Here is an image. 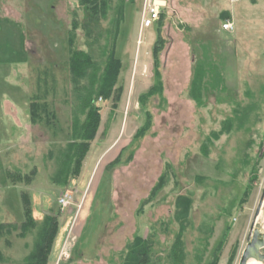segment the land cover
<instances>
[{
    "label": "rangeland",
    "instance_id": "obj_1",
    "mask_svg": "<svg viewBox=\"0 0 264 264\" xmlns=\"http://www.w3.org/2000/svg\"><path fill=\"white\" fill-rule=\"evenodd\" d=\"M162 1L159 24L142 36L143 0L125 3L120 102L97 101L101 124L75 175L70 146L83 118L70 33L76 23L74 46L93 44L102 69L119 0L99 22L73 0H0V223L24 222V197L37 221L57 214L47 264H121L137 236L151 264H240L264 192V0ZM225 20L234 32L222 30ZM157 28L162 87L147 96ZM200 59L219 67L227 87L205 91L202 106L190 94ZM34 102L43 106L36 122ZM263 219L264 205V232ZM36 241L35 232L3 238L0 264H27Z\"/></svg>",
    "mask_w": 264,
    "mask_h": 264
},
{
    "label": "trees",
    "instance_id": "obj_2",
    "mask_svg": "<svg viewBox=\"0 0 264 264\" xmlns=\"http://www.w3.org/2000/svg\"><path fill=\"white\" fill-rule=\"evenodd\" d=\"M127 1L119 0L116 7V19L113 24L115 31H111L112 39L107 31V37H110V46L104 47L103 64L101 69L100 61L95 58L93 44L88 45V51L80 50L75 45V33L78 25L73 23L71 37L69 39L70 58L69 70L71 83L77 101L80 103V116L82 122L77 118L73 125L72 144L70 150L74 158L75 168L80 171L81 163L90 149V143L95 140L100 124L101 110L97 104L99 99L110 100L115 98L114 108H117L122 94V87H116L122 70V61L116 56V41L120 31V26L124 21V5ZM81 7H85L90 14L91 22H99L107 18L110 10V0H78ZM162 16V15H161ZM159 22L157 23V25ZM89 36L92 35L91 27L84 24ZM157 41L153 48L154 62L156 65L155 77L156 85L151 88L147 96L161 90V75L158 70L159 55L162 51L164 41L160 36L157 28ZM112 40V43H111ZM225 79L219 71V67L213 61L200 59L194 69V77L191 82L190 94L191 99L198 105L202 106L205 98V91L208 89L214 91L226 92L227 87L224 85ZM46 106L44 105V110ZM43 108L38 102L31 104L32 121L38 120V113ZM66 178V176H65ZM25 220L18 226L12 223H0V240L17 232L21 238H26L29 234L34 233L37 241L33 252L27 258V264H47L54 241L59 230L58 215L52 213L45 215L42 221H37L32 212L31 203L28 198L24 197ZM4 254L0 249V263L5 260ZM152 249L150 244L142 237L137 236L129 245V251L121 264H151Z\"/></svg>",
    "mask_w": 264,
    "mask_h": 264
},
{
    "label": "built area",
    "instance_id": "obj_3",
    "mask_svg": "<svg viewBox=\"0 0 264 264\" xmlns=\"http://www.w3.org/2000/svg\"><path fill=\"white\" fill-rule=\"evenodd\" d=\"M78 2V0H73ZM235 1V0H234ZM166 7V2L162 0H143V8H142V21L140 28V36L144 33V31L149 30L156 26V24L160 21L161 15L164 12V8ZM222 30L227 32H234L235 24L232 20H225L222 24ZM71 199L70 194L65 193L59 199V204L62 207H66L69 204Z\"/></svg>",
    "mask_w": 264,
    "mask_h": 264
},
{
    "label": "water",
    "instance_id": "obj_4",
    "mask_svg": "<svg viewBox=\"0 0 264 264\" xmlns=\"http://www.w3.org/2000/svg\"><path fill=\"white\" fill-rule=\"evenodd\" d=\"M263 205L264 192L256 209L248 236V242L240 259V264H248L251 260H256L261 263L264 262V253L262 252V249H264V232L260 228L256 227Z\"/></svg>",
    "mask_w": 264,
    "mask_h": 264
},
{
    "label": "crops",
    "instance_id": "obj_5",
    "mask_svg": "<svg viewBox=\"0 0 264 264\" xmlns=\"http://www.w3.org/2000/svg\"><path fill=\"white\" fill-rule=\"evenodd\" d=\"M141 21H142V19H141ZM140 28H141V23H140ZM46 36V39H47V37H48V35L46 34L45 35ZM48 40V39H47ZM29 44V43H28ZM28 47H29V45H28ZM33 55V54H32ZM31 53H30V58H31ZM31 60V59H30ZM30 62V61H29ZM25 64H26V62H25ZM9 102H11V101H9ZM12 103V102H11ZM12 105H13V110H14V112L15 113H19V112H21L22 111V109H21V106H18V104H17V102L16 101H14L13 103H12ZM28 105V104H27Z\"/></svg>",
    "mask_w": 264,
    "mask_h": 264
},
{
    "label": "bare ground",
    "instance_id": "obj_6",
    "mask_svg": "<svg viewBox=\"0 0 264 264\" xmlns=\"http://www.w3.org/2000/svg\"><path fill=\"white\" fill-rule=\"evenodd\" d=\"M263 222H264V219H263ZM248 264H262V263L256 260H251Z\"/></svg>",
    "mask_w": 264,
    "mask_h": 264
}]
</instances>
